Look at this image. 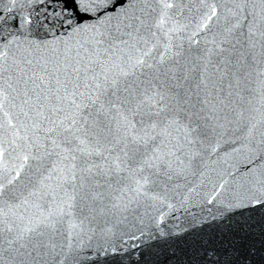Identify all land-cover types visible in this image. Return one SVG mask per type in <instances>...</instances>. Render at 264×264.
I'll return each mask as SVG.
<instances>
[{
    "label": "snow or ice",
    "instance_id": "6c2138e0",
    "mask_svg": "<svg viewBox=\"0 0 264 264\" xmlns=\"http://www.w3.org/2000/svg\"><path fill=\"white\" fill-rule=\"evenodd\" d=\"M35 2L0 9V264H264V0Z\"/></svg>",
    "mask_w": 264,
    "mask_h": 264
},
{
    "label": "water",
    "instance_id": "95a60500",
    "mask_svg": "<svg viewBox=\"0 0 264 264\" xmlns=\"http://www.w3.org/2000/svg\"><path fill=\"white\" fill-rule=\"evenodd\" d=\"M3 3H6V0H0V9L3 7ZM64 8L63 0H36V2L32 5V7L27 9L28 13H31L33 18H38L46 20L47 17H53L55 19H58V14L62 12ZM81 15H83L81 13ZM85 23H89L87 19L84 21ZM229 164L236 165L238 167L239 171L243 172L245 168L248 166L244 160L243 157H239L236 160H230ZM193 211L199 212L200 209H193ZM175 221H171L170 224H175ZM132 231H135V229H132ZM131 233H129L130 235ZM138 234V233H137ZM125 240H127L128 244L138 243V241H134L128 238V236H125ZM124 264H130L129 261H125Z\"/></svg>",
    "mask_w": 264,
    "mask_h": 264
}]
</instances>
